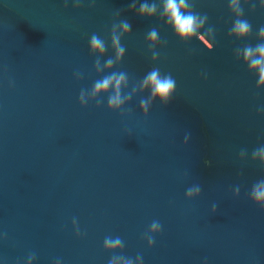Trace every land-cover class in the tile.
<instances>
[{"label": "water", "instance_id": "95a60500", "mask_svg": "<svg viewBox=\"0 0 264 264\" xmlns=\"http://www.w3.org/2000/svg\"><path fill=\"white\" fill-rule=\"evenodd\" d=\"M132 2L0 0V264H264V210L250 199L264 180V158L252 156L264 146V86L242 61L260 43L264 0H239L242 17L230 0H188L182 11L207 16L199 39L174 33L164 0H135L137 11L156 4L144 18ZM238 18L252 26L243 40L230 33ZM122 20L131 32L116 28L125 55L112 71L127 73L124 93L154 67L176 80L147 116L148 92L123 113L108 110L107 95L100 107L79 103L110 74L95 71L91 35L106 41L103 64ZM106 237L123 246L106 248Z\"/></svg>", "mask_w": 264, "mask_h": 264}, {"label": "clouds", "instance_id": "9594fccd", "mask_svg": "<svg viewBox=\"0 0 264 264\" xmlns=\"http://www.w3.org/2000/svg\"><path fill=\"white\" fill-rule=\"evenodd\" d=\"M77 6L78 3H77ZM229 6L233 8L240 17L243 16V9L239 3V0H230ZM191 4L188 0H164V12L168 15L167 23L171 25L174 33L181 39H191L196 37L197 28L200 27L204 19L207 16L204 15L202 19L199 14L194 12L185 13L182 9L190 8ZM130 10H134L136 14L144 18L145 16L151 17L156 12V4H149L147 2L141 3L137 11L135 0L129 5ZM119 27L121 33L127 35L131 32V24L127 20H122L118 25L114 24L110 33L111 48L114 52V57H109L103 64H101V58L104 57L107 51L106 41L96 34H92L89 40V49L91 54L95 55L94 68L99 75L104 72L110 74L104 75L101 79L94 82L90 90L82 89L79 94V103L81 107H86L90 102L95 101L96 106L100 107L102 101L100 97L107 95V108L109 111L121 112L124 111V106L129 103L134 95L139 93L148 92L149 95L146 99L142 98L139 101V108L141 112L147 116L149 108L154 101H159L162 105H167L172 99L173 94L176 91V80L169 74H162L158 67H154L149 71L142 81L133 86L132 91L124 93V90L128 88V75L123 71H112L115 65H119L124 58L125 48L121 44L122 35L117 34L116 28ZM252 26L246 20L242 18L235 19L230 33L238 40L246 39L251 35ZM150 46L155 45L159 41V33L153 28L146 37ZM258 40L260 43L254 47L251 45L245 46L242 49V61L248 67V70H258L259 79L257 80L256 87L260 88L264 86V27H261L258 31ZM158 58V53H152V59ZM80 74L77 73V78ZM188 141V136H185V143ZM253 157L260 156L264 158V146L255 149L252 153ZM200 187L198 185L187 189L186 197H193L200 194ZM239 192V189H236ZM250 199L254 204L264 210V180H260L255 183L250 192ZM216 206H213V212L215 213ZM150 229L161 230V225L158 221H153ZM154 243L153 237H149V244ZM104 246L106 248L115 249L123 246V242L119 237L115 239L106 237L104 240ZM142 261V257H137ZM31 259V257H30ZM109 264H131V260L123 256H113L109 261Z\"/></svg>", "mask_w": 264, "mask_h": 264}]
</instances>
